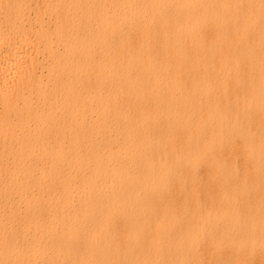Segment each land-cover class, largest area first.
<instances>
[{
  "label": "bare ground",
  "instance_id": "bare-ground-1",
  "mask_svg": "<svg viewBox=\"0 0 264 264\" xmlns=\"http://www.w3.org/2000/svg\"><path fill=\"white\" fill-rule=\"evenodd\" d=\"M0 264H264V0H0Z\"/></svg>",
  "mask_w": 264,
  "mask_h": 264
}]
</instances>
